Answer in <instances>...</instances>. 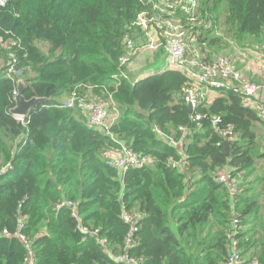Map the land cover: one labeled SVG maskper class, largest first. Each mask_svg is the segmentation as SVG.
<instances>
[{"label":"trees","instance_id":"trees-1","mask_svg":"<svg viewBox=\"0 0 264 264\" xmlns=\"http://www.w3.org/2000/svg\"><path fill=\"white\" fill-rule=\"evenodd\" d=\"M154 1L7 0L0 7L2 69L12 54L27 82L23 97L47 99L18 121L9 113L17 82L0 79V167L12 166L0 176V264H26L28 251L16 233L31 242L34 264H119L115 258L120 254L140 259L137 264L224 263L232 212L242 225L254 205L239 204L240 198L233 205L216 177L228 167L235 177L252 172L261 156L254 130L259 118L233 91L189 112L182 93L190 82L174 69L113 82L123 38L140 32L137 17L150 11ZM199 3L206 33L213 32L221 9L236 42L264 33V0ZM73 94L105 104L110 98L120 115L109 134L135 153L150 156L152 165L125 174L107 166L103 155L114 144L110 136L87 128L78 108L59 107ZM197 116L198 122L193 120ZM214 119L221 121L219 132L212 128ZM227 126L237 134L229 143L231 157L219 134ZM156 129L182 139L181 153ZM182 157L183 170L173 168L171 161ZM64 200L77 204L79 220L68 207L56 209ZM123 210L142 214L132 248L125 245L129 228ZM79 222L99 229L106 248L77 231ZM216 222L220 225L213 232ZM234 239L240 249L250 243L242 230ZM255 259L248 264H264V248Z\"/></svg>","mask_w":264,"mask_h":264},{"label":"built area","instance_id":"built-area-1","mask_svg":"<svg viewBox=\"0 0 264 264\" xmlns=\"http://www.w3.org/2000/svg\"><path fill=\"white\" fill-rule=\"evenodd\" d=\"M6 1L0 0V7H3ZM199 11V0H155L152 3L151 10L139 14L135 22V27L140 30L141 35L144 34L145 41L137 45L131 36L126 35L123 38V54L118 58V71L112 76L113 82L116 83L121 79L129 80L126 69L140 52L150 54L161 52L165 56L167 68L182 72L188 78L190 83L185 87L182 99L187 108H191V112L199 107L203 101L205 91H233L244 99H255L258 103L259 118L264 122V80L259 83L244 80L241 72L231 65L227 57L208 60L193 50L192 43L195 41L189 35L190 31L194 28L193 32H197L198 27L205 28L206 26L204 18L200 13L198 15ZM175 14L185 16L184 24L174 20ZM198 38L196 37V40ZM9 59L10 61L7 63L6 68L0 70V79L5 78L18 82L22 79V74L15 69L17 60L12 54ZM199 87L204 91H200ZM15 94L16 92H14ZM109 101H111L110 98L108 99ZM60 104L59 107L62 108H78L83 115L87 128L98 130L110 136L114 144L103 155L107 166L115 169L120 174H125L130 170H139L152 165L153 159L150 156L135 153L130 147L125 146L124 143L117 141L109 134L110 127L115 125L119 119L120 114L116 107L113 106L111 109L108 103L105 104L96 98L79 99L74 94ZM16 119L21 122L24 121L22 118ZM193 120L198 122L200 117L197 116ZM220 122L219 119H214L211 123L212 128L217 132H219L217 128ZM156 133L181 153L182 139L175 140L172 137L165 136L159 129H156ZM219 134L224 142L230 143L237 139V134L234 133L231 126H227ZM183 161L184 157L181 158V161H171V166L183 170L185 166ZM11 168L10 164L0 167V176H4ZM216 180L228 189L232 204L237 203L241 193L239 190L240 183L232 170L228 168L222 169L217 174ZM60 207L70 208L72 217L75 220H79L75 202L64 200L56 206V209ZM232 216V232L228 236L230 239L229 253L223 264H243L241 249L238 247V241L234 239V235L239 233L242 225L235 210L232 212ZM121 218L129 228L125 245L127 248H132L135 246L133 238L139 230L142 214L135 210H123ZM20 227H23L22 223ZM76 229L84 236H94L98 243L106 248L107 240L106 238H99V229L84 226L81 222L77 224ZM3 233L9 236V232L6 230ZM15 235L23 241L28 251L26 264H34L31 242L22 234L16 233ZM115 260L119 264H137L141 261L140 259L129 258L125 254L118 255Z\"/></svg>","mask_w":264,"mask_h":264},{"label":"crops","instance_id":"crops-1","mask_svg":"<svg viewBox=\"0 0 264 264\" xmlns=\"http://www.w3.org/2000/svg\"><path fill=\"white\" fill-rule=\"evenodd\" d=\"M217 39L218 41L216 42V46L213 48H210L209 50L208 48L204 46L205 42L209 40L206 38V32H205L203 36L201 37L199 36V38L195 40V42L192 43V48L201 57H204L208 60L216 59L220 55L227 57L230 60L231 65L236 70L241 72L244 80L255 82V83H259L264 80V44L260 46H256L255 43L248 44L245 42H236L234 40L233 43L235 46L231 49V51H229L228 49L229 53H226L227 46L229 47V45L226 46L221 38H217ZM211 40L209 41L211 42ZM211 46L213 45H210V47ZM142 54H148V53L140 52L134 58L133 61H135L136 58H139V56ZM156 55L157 56L154 58V60L150 62L149 64H147V66H145L143 70L141 69L142 71L140 70V73L138 72L137 75L134 77V79H141L144 76L146 77L150 75V73L153 70L156 71V70H162L164 68H167V62H166L165 56L161 52L156 53ZM0 67H1L0 68L1 70L4 67V62L2 59H0ZM128 69H129V66H128ZM199 89L200 91H204L201 87H199ZM221 92H227V91H215V90L205 91L203 102H207L208 105L211 104L212 100L217 95H220ZM242 104L248 109L252 110L259 118V113H258V108H257L258 103L255 99L242 98ZM108 105L111 109L113 106L115 107V105L111 101L108 102ZM259 127H261V130L264 129V122L260 118L255 123V128H254L255 132L257 133L256 141L258 140V128ZM257 152L259 155H261L259 153V146L257 148ZM258 160L255 161L254 166L251 168L252 169L251 173L242 171L236 176L239 178V180L238 179L237 180L240 181V184L242 186V192L239 195L240 196L239 204H241L242 202H246L251 206L254 205L253 209L250 210L247 213V215L243 217V220H242L241 230L244 236V240L250 241L248 245H243L241 248L244 264L256 263L255 256L257 252H261V250L264 248L263 247L264 246V202H263L264 201V191H263L264 172L256 171L257 164L259 162ZM228 168L231 170L230 167ZM218 225H220V223L216 222L212 226L213 232L217 230ZM171 226L174 229L176 228V225L173 223L171 224ZM204 235L205 233H203V236Z\"/></svg>","mask_w":264,"mask_h":264},{"label":"rangeland","instance_id":"rangeland-1","mask_svg":"<svg viewBox=\"0 0 264 264\" xmlns=\"http://www.w3.org/2000/svg\"><path fill=\"white\" fill-rule=\"evenodd\" d=\"M198 15H199V12H198ZM216 16H217L218 20H216L217 24H214V23L212 24L213 32L211 33V35H210V33H206V38L209 39V40H211V39H213L215 37V40H216L215 44L210 47V45H209L210 41L207 40L205 42L204 46L210 50V48H213V47L216 46L217 38H221L226 46L229 45V47L227 46V50H226V53H229L228 49H229V51H231V49L235 46L234 43H233V41L235 39H234V35H233V33H232L231 29H230V26L226 23L225 9H221L219 12H217ZM174 20L176 22L180 23V24H184L185 16L184 15H180V14H175L174 15ZM198 28L199 29H197V32H193V29H194L193 28L190 31V34H189L190 36H192L194 38V41L196 40V37H199V36L201 37L206 32L204 27H201V28L198 27ZM224 36H225V38H224ZM131 38L134 40L135 44H137V45L142 43L143 41H145L144 34L141 35L140 32H134L131 35ZM263 40H264V33L261 36H259L258 38L246 39V40H244V42L248 43V44L255 43L256 46H260V45L264 44ZM39 45L42 48V50H44V51L47 50V45L45 43H40ZM156 56H157L156 53H153V54H149V53L148 54H142V55L139 56V58H136L135 61L131 62L129 64V69L127 70L129 81H132L134 79V77L137 75V73L138 72L140 73V70L141 69L143 70V68L145 66H147V64L152 62ZM220 57H224V56L223 55L218 56V58H220ZM218 58H216V59H218ZM105 102L107 103L108 101L105 100ZM256 142H257L256 146H259V153L261 154V158L259 157L260 159L259 158H258L259 160L257 159L259 162L257 164L256 171L264 172V129L261 130V127L258 128V140Z\"/></svg>","mask_w":264,"mask_h":264},{"label":"water","instance_id":"water-1","mask_svg":"<svg viewBox=\"0 0 264 264\" xmlns=\"http://www.w3.org/2000/svg\"><path fill=\"white\" fill-rule=\"evenodd\" d=\"M24 87H25V80L20 79L17 82L16 94L13 97V101L15 105L12 109L9 110L10 115L16 118H22V119H26L31 114L32 111L38 108L40 104L45 103L47 101V99H44V98H32V99L26 100L23 97ZM188 111L191 112L190 107H188ZM222 146L224 148L226 156L231 157L229 143L223 142Z\"/></svg>","mask_w":264,"mask_h":264}]
</instances>
